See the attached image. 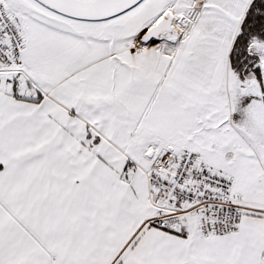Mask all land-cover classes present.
Here are the masks:
<instances>
[{
    "label": "snow or ice",
    "instance_id": "6c2138e0",
    "mask_svg": "<svg viewBox=\"0 0 264 264\" xmlns=\"http://www.w3.org/2000/svg\"><path fill=\"white\" fill-rule=\"evenodd\" d=\"M0 264H264V0H0Z\"/></svg>",
    "mask_w": 264,
    "mask_h": 264
}]
</instances>
